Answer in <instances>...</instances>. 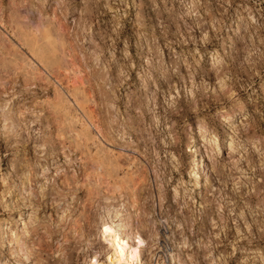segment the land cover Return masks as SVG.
<instances>
[{"label":"rangeland","instance_id":"rangeland-1","mask_svg":"<svg viewBox=\"0 0 264 264\" xmlns=\"http://www.w3.org/2000/svg\"><path fill=\"white\" fill-rule=\"evenodd\" d=\"M115 247L264 264V0H0V264Z\"/></svg>","mask_w":264,"mask_h":264},{"label":"bare ground","instance_id":"bare-ground-1","mask_svg":"<svg viewBox=\"0 0 264 264\" xmlns=\"http://www.w3.org/2000/svg\"><path fill=\"white\" fill-rule=\"evenodd\" d=\"M111 257L114 264H139L132 254H126L119 247H115Z\"/></svg>","mask_w":264,"mask_h":264},{"label":"snow or ice","instance_id":"snow-or-ice-1","mask_svg":"<svg viewBox=\"0 0 264 264\" xmlns=\"http://www.w3.org/2000/svg\"><path fill=\"white\" fill-rule=\"evenodd\" d=\"M105 231L107 232V231H109V230L106 228Z\"/></svg>","mask_w":264,"mask_h":264}]
</instances>
